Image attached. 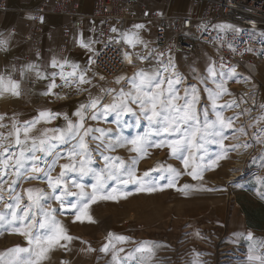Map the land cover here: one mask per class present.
Segmentation results:
<instances>
[{"label":"rangeland","instance_id":"rangeland-1","mask_svg":"<svg viewBox=\"0 0 264 264\" xmlns=\"http://www.w3.org/2000/svg\"><path fill=\"white\" fill-rule=\"evenodd\" d=\"M176 4L178 12L187 9L184 2L176 0ZM91 44L96 52L93 40ZM93 52L80 69L68 76L77 85L75 88L68 84L67 91L57 88L52 97L38 98L36 94H27L28 91L22 93L23 82L14 75L4 82L17 83L19 95L0 89V215L4 216L0 221V264H26L30 258L35 259L29 252L9 251L32 247L25 236L13 229L31 224L33 235L43 233L47 229L38 225L44 221L45 213L58 221L72 239L53 246L41 264H264V67L260 68L258 82L241 80L238 86L229 89L214 71L209 53L200 50L192 55L174 56L161 69L148 64L124 83H115V89L105 86L104 92L111 91L113 97L110 103H104L105 93L99 92L88 63ZM140 72L158 73L153 83L163 81L161 91L165 95L168 82L173 81L178 96L175 103L183 106L193 102L197 120L183 124L181 133L157 135L155 132L161 125L150 124L139 105L131 102V96L125 98L132 113L119 118L115 112L105 114L104 107L122 93L135 95L133 80H138ZM92 101H96V107H87ZM41 112H49L53 118L39 120L33 127L32 122L37 121ZM217 113L222 115L223 125L217 120ZM205 121L215 122L208 131L219 135L203 139L198 135L199 147L192 149L191 155L187 151L182 153L188 159L185 166L180 154L173 155L163 145L194 127L203 129ZM70 122L74 127L68 131ZM25 127L31 128L27 141L17 144V129L20 140L25 141ZM150 129L146 155L139 158L134 146L126 141L144 136ZM57 130L64 131V140L50 141L56 145L51 154L37 152L38 160L22 159L23 167L16 164L21 150L25 151V157L32 156L27 149L33 139L39 141L45 133L48 137L57 136L60 134ZM81 137L88 145L84 159L90 161L88 167L103 176L102 195L111 197L89 203L87 212L93 222L76 219L78 201H83L81 190L73 186V181L85 185L83 191L90 195L96 183L93 174L65 173L67 191L76 195H68L63 186L50 187L46 176L49 170L54 179L60 176L63 171L60 165L69 163V153ZM221 139L222 144L218 142ZM220 154H224L223 158L217 160ZM80 159L77 156L74 162ZM33 165L41 171L32 172ZM169 168L179 175L174 177ZM129 169H135L132 178L127 175ZM192 173H200L202 178L194 179ZM28 189L42 190L44 199L39 207H29L32 202ZM24 212L27 217H23ZM120 236L125 239H117ZM145 242L151 251H137ZM105 246L107 251L103 250ZM250 254L261 260L249 262Z\"/></svg>","mask_w":264,"mask_h":264},{"label":"built area","instance_id":"built-area-1","mask_svg":"<svg viewBox=\"0 0 264 264\" xmlns=\"http://www.w3.org/2000/svg\"><path fill=\"white\" fill-rule=\"evenodd\" d=\"M174 2L162 0L164 9L160 12L155 10L156 0H93L92 13L82 15L78 0H41L29 11L25 56L42 53L46 17L67 19L66 37L71 28L87 19L98 48L91 69L101 94L105 86L115 89L122 78L127 81L148 64L161 69L174 56L200 50L209 53L214 71L229 89L241 80L258 82L264 67V0H189L192 7H201V12L183 17L170 14ZM125 33L137 34V51L124 39ZM67 43L65 38L62 53ZM133 50L135 59L129 63L127 54Z\"/></svg>","mask_w":264,"mask_h":264},{"label":"snow or ice","instance_id":"snow-or-ice-1","mask_svg":"<svg viewBox=\"0 0 264 264\" xmlns=\"http://www.w3.org/2000/svg\"><path fill=\"white\" fill-rule=\"evenodd\" d=\"M137 28H142L143 25H136ZM227 27V26H223ZM113 31H116L113 29ZM124 39L127 43H129L132 46H135V44L139 43V38L137 34H124ZM0 45H6V41L0 40ZM53 66H55V62H53ZM212 72V69L209 70ZM233 71H235L233 69ZM74 72H75V66H74ZM215 73L213 72V75ZM69 75H72L70 73ZM156 75H159L158 73L154 74H147L144 72H140L137 74L138 80H133V87L135 89V95L132 93L128 94H121L120 96L116 97L114 102L111 104H108L104 107V112L107 114L108 112H115L117 117L124 115L125 113H132L133 109L129 106V103L126 96H131V102L134 104H138L139 108L142 112L145 114V118L151 123H158L161 125L159 127L155 134L159 135L160 133H181V126L183 124H188L190 121L194 122L197 120L196 112H195V104L193 102H186L183 106H177L175 101L178 99V96L175 94V90L172 87L173 81H169V87L167 89V95H165L164 91H161V85L163 81H154V77ZM81 82H83V76H80ZM178 82V81H176ZM10 85V87H9ZM55 87V85H53ZM222 87V86H221ZM19 85L13 81H8L7 83L4 82L3 78H0V89L4 91H11L13 95H19L18 92ZM193 99L195 100V92L196 90L193 88ZM218 95V94H217ZM87 107L95 108L96 107V101H92L90 105ZM77 116H81V112L76 113ZM53 118L52 114L49 112H41L39 114V117L37 121L32 122V126H35V123L39 122V120H45L50 121V119ZM93 119H96L95 116L92 117ZM217 120L221 125L224 124V120L222 115L217 113ZM214 123H208L205 121L204 128L201 129L200 127H194L192 128L191 132H184L180 136H178L176 139H172L170 141H166L163 146H167L173 155L180 154V158L183 159V162L185 166L188 164V159L183 158L182 153L187 151L189 152V155H191V150L198 148L199 145L196 143L197 136L199 135L201 139H203L205 136L208 135H219V133H212L209 132V129H212L214 127ZM230 126V124L228 125ZM74 126L71 124V122L68 124V131H71ZM79 127H83V117H81V122L79 124ZM19 129H17V139L16 143L21 144L25 143L27 141L28 133L31 131L30 127H25L24 129V136L25 141H21L19 138ZM60 132L57 136L48 137L47 134H44V138L39 139V141L33 139L31 147L27 149L28 152L32 153L31 157H25V151L21 150L20 152V158L16 160V164L20 167H23V164L21 163L22 159H32V160H38L39 157L36 155L37 152H43L45 155L51 154V151L53 148H55V144L51 143L50 141L56 140L63 142L64 140V131L57 130ZM79 133H74L73 135H78ZM152 134V130L150 129L149 133H146L144 136H137L132 140L126 141L127 143H130L134 146L133 150L139 153V158H143L146 155V149L150 144V141L148 139L149 135ZM87 135V133H85ZM219 143H223V139L218 141ZM157 147H160L161 145H155ZM87 148L88 145L85 143L83 137H81L79 144L73 146V151L69 153L68 159L69 163H65L60 165L61 169L63 171L60 173V176L57 178H53L51 176V170H49L48 173H46L47 176V183L50 187L56 188L57 186H63L65 192L68 195H76L75 193L68 192V184L65 180V173L76 171L79 172L82 176L93 174L96 178V183L92 185V193L90 195H87L84 193L85 185L76 183L73 181V186L76 188H79L81 191L79 193L80 197L82 198L83 202L78 201V215H76L77 220H81L82 218H87L89 222L91 221V217L88 216V207L90 202H95L98 198H111L106 195H102V190L104 187V178L101 174L95 173L93 169L88 167V164L90 163L89 160L84 159V157L87 156ZM11 155V154H9ZM224 154H220L217 156V160L223 158ZM79 156L81 159L77 162L75 161V158ZM107 160L108 158L105 157ZM137 161H134V163H137ZM4 163H8V159L6 158L4 160ZM79 164V167L77 168L76 164ZM215 163V161H213ZM116 167H121L120 165ZM32 172H39L41 169L36 167L35 165L31 168ZM169 172L173 174V176H178L179 173H177L174 169L169 168ZM19 170H17V175H19ZM110 177L113 176V173L108 174ZM127 175L129 178H132L135 176V169H129L127 170ZM145 175H148L146 172ZM194 179L202 178L200 173H192ZM32 179H35L36 177H31ZM124 183H128V180L123 181ZM187 188L188 186L185 185ZM148 191H154V188H148ZM28 199L32 202V204L29 206H40V201L44 199V195L42 190L36 189H28ZM264 198V197H262ZM59 199V197H57ZM17 208H19V198H17ZM76 207V205H74ZM13 219H16L15 213L12 214ZM28 213L24 212L23 217H27ZM45 219L43 222L39 223L38 227L40 229H47L43 233L37 232L35 235L32 234L30 231L31 224H25L22 227L14 228L13 231L17 232L20 235H23L27 238V242L29 245H31V248H15L9 250L10 252L19 253V252H29L32 255H34L35 259H29L27 260L26 264H41V261L45 258V254L47 251H49L53 246L60 243V241H70L72 238L67 235L65 229L59 224L58 221H55L51 216H49L47 213L44 214ZM22 217V218H23ZM4 220V216L0 215V221ZM251 238V234H249V239ZM117 239L123 241L125 238L123 236L117 237ZM65 246V245H61ZM104 251H107V246L103 249ZM137 251L144 252V251H151L150 248L147 247V242H145V245L138 248ZM249 262L261 260V257L255 256L250 254L248 257Z\"/></svg>","mask_w":264,"mask_h":264},{"label":"crops","instance_id":"crops-1","mask_svg":"<svg viewBox=\"0 0 264 264\" xmlns=\"http://www.w3.org/2000/svg\"><path fill=\"white\" fill-rule=\"evenodd\" d=\"M40 1L0 0V40L6 41V45H0V78L5 81L17 75L18 81L23 82V87L20 89L25 90L24 94L28 91L27 94H36L38 98L43 96L52 97V93L57 88H63L64 91H67L69 89L68 84L73 88L77 87L74 81L68 79V76H71L69 74L74 73V66L75 70L80 69L92 54V40L97 48L96 42L91 36L90 24L87 19L81 20L79 27L71 28L66 37L64 27L69 25V21L62 17L49 16L45 19L47 32L43 37L42 53L27 58L25 53L28 46L25 35L30 31V25L28 24L29 11ZM177 1L186 3L187 9L178 12L175 0L173 7L170 9L172 16L183 17L201 12V7L199 9L192 7L189 0ZM156 3L155 10L163 11L162 0H156ZM92 11L93 0H78V12L80 14L88 15ZM65 38H67L68 43L65 53H62L61 47ZM79 44L82 45L81 49ZM53 62H55V66H53ZM59 72L64 73V75L58 76ZM64 80L66 81L63 83ZM31 91L34 92L30 93ZM8 92L12 94L11 91ZM71 100L64 101L70 102Z\"/></svg>","mask_w":264,"mask_h":264},{"label":"bare ground","instance_id":"bare-ground-1","mask_svg":"<svg viewBox=\"0 0 264 264\" xmlns=\"http://www.w3.org/2000/svg\"><path fill=\"white\" fill-rule=\"evenodd\" d=\"M139 48H134V50L135 51H137ZM134 50H133V52H129L128 54H127V61L129 62V63H131V62H133V60L135 59V55H133V53H134ZM97 54H98V51H96L95 53H94V56L92 57V59L89 61V67L90 68H92V65L94 64V61H95V59H96V57H97ZM135 54V53H134ZM168 61V60H167ZM166 61V62H167ZM88 64V63H87ZM93 73V72H92ZM174 74H176L175 72H173V75ZM94 76H95V78H97V76L95 75V74H93ZM125 82V79H121V83H124ZM236 86H238V83L235 85V87ZM250 91V90H249ZM111 92V91H110ZM110 92H106L105 94H104V96H103V102L104 103H107V102H111V100H112V97H113V95H112V93H110ZM247 92V91H246ZM248 94V93H247ZM55 99V98H54ZM77 99H80V97H78ZM56 100V99H55ZM65 100V99H64ZM88 114H90V112H88ZM4 200H7L6 198L4 199ZM10 201V200H9Z\"/></svg>","mask_w":264,"mask_h":264}]
</instances>
